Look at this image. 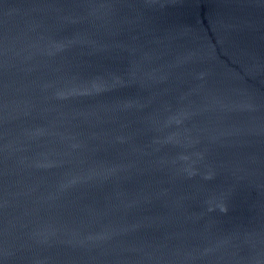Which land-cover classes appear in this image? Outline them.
<instances>
[{"label": "water", "instance_id": "obj_1", "mask_svg": "<svg viewBox=\"0 0 264 264\" xmlns=\"http://www.w3.org/2000/svg\"><path fill=\"white\" fill-rule=\"evenodd\" d=\"M0 264H264V0H0Z\"/></svg>", "mask_w": 264, "mask_h": 264}]
</instances>
